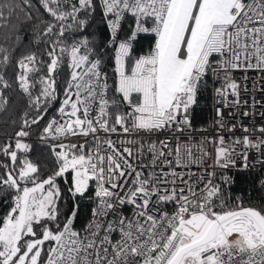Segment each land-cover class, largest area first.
Listing matches in <instances>:
<instances>
[{
    "label": "snow or ice",
    "instance_id": "obj_1",
    "mask_svg": "<svg viewBox=\"0 0 264 264\" xmlns=\"http://www.w3.org/2000/svg\"><path fill=\"white\" fill-rule=\"evenodd\" d=\"M37 3L40 16L50 18L41 20L44 56L21 55L11 83L0 73V109L8 103L4 91L15 84L35 110L13 142L0 144L6 194L0 202L7 208L0 217V264H264V208L245 206L239 197L230 202L224 187L233 182L225 172L237 159L249 167L251 150L264 165V124L241 125L244 134L231 145L223 135L206 138L214 150L197 145L199 156L179 136L175 147L167 136L152 139L191 129L190 109L210 78L218 85L215 123L235 131L225 109L248 101H241L233 71L264 73V0ZM32 8V0L19 7L0 0V21L6 11L31 21ZM98 10L107 31L104 50L87 36L66 43V33L83 32ZM142 34L150 44L138 52ZM10 62L0 47V65ZM50 109L57 116L42 126L41 139L51 141L53 164L44 171L28 158L26 138ZM205 158L211 163L194 183L176 170ZM84 199L95 206L78 230Z\"/></svg>",
    "mask_w": 264,
    "mask_h": 264
},
{
    "label": "trees",
    "instance_id": "obj_2",
    "mask_svg": "<svg viewBox=\"0 0 264 264\" xmlns=\"http://www.w3.org/2000/svg\"><path fill=\"white\" fill-rule=\"evenodd\" d=\"M5 2L9 5L15 4L18 7L21 6V0H5ZM32 4L33 8L31 12L34 18L31 21L26 20L19 12L17 15L9 18L7 11L5 12V20L0 21V47L8 50L12 60L6 67L0 65V73H5V79L9 80L10 83L14 79L15 60L29 52H36L38 56H44L48 47L46 43L48 37L40 36L39 33L43 27L41 20H49L50 18L46 15L40 16L38 12L40 5L37 3V0H32ZM85 18L84 14H81V19ZM128 23H131V21ZM125 27H127V24H125ZM66 35V43H71L83 36H87L96 43L97 51H103L106 47L107 31L99 10L87 17V27L83 32L77 29H70ZM149 44L150 41L141 36L136 49L138 52L146 51ZM105 62L107 63V57H105ZM106 70L110 71L111 69L108 67ZM65 71L67 70L65 69ZM33 94H36L35 91ZM4 95L8 103L0 109V144L13 142L14 134L19 130L23 119L27 118L30 120L35 115V110L30 107L28 96L22 93L15 84H13V87L6 89ZM211 100V80L208 79L197 96L196 104L190 109L192 126L199 128L206 125L209 121L212 114ZM55 113L54 109H50L45 120L41 121L40 125H33L30 129V135L26 138V142L32 146V151L28 153V158L34 163H40L44 171H48L52 167L53 158L51 157L49 148L39 144L35 138L42 130V126ZM145 160H147V157H145ZM224 187L230 202L239 197L245 206L264 208V189L259 184L257 174L237 172L233 176L232 184L225 185ZM5 199L6 194L0 190V201H4ZM79 205L76 227L82 228L90 216L93 202L84 199L79 201ZM6 210V204L0 202V217L4 215Z\"/></svg>",
    "mask_w": 264,
    "mask_h": 264
},
{
    "label": "built area",
    "instance_id": "obj_3",
    "mask_svg": "<svg viewBox=\"0 0 264 264\" xmlns=\"http://www.w3.org/2000/svg\"><path fill=\"white\" fill-rule=\"evenodd\" d=\"M127 29V27H125ZM143 36V34L141 35ZM107 43V42H106ZM233 79L237 80L241 84V101H248L247 104L241 103L239 106H236L232 109H225V118L226 123L230 124H236L237 127L235 131L229 132L227 130H219L218 126L216 125V114H215V108L217 107L216 100L214 99V88L218 85L213 83V79L211 80V110L212 114L209 119V121L206 123V125L196 128L192 126L189 131H185L184 133H160L157 135H154L152 139H164L166 136L168 137L170 143L173 147H175L176 140L174 137L179 136L180 143L181 144H188L192 146V151L194 153V156H199L200 152L197 145H201L203 143V148L207 150L208 152H213L215 145L204 142L206 138H215L219 135H223L225 137V144L231 145L233 140L236 137L242 136L244 133L242 131L241 125L249 126V125H262L264 124V83L261 82V78L264 77V73H260L258 71L249 70L245 72L243 69H238L233 71L232 73ZM245 77H248L245 79ZM245 88L247 89L245 91ZM196 104V103H195ZM194 104V105H195ZM193 105V106H194ZM232 111L235 113V119L228 120V112ZM248 111L252 113V115L248 117H244L242 115L243 112ZM57 116V113H55L52 117ZM50 117V119L52 118ZM191 118V115H190ZM49 119V120H50ZM42 130L40 133L36 136L35 140L43 145L49 148V144L51 141H44L41 139ZM103 135V134H101ZM255 135H259V133H255ZM120 139H123L124 137H119ZM145 139H147V135L144 136ZM69 140L72 142H76L77 138L69 137ZM82 139V138H81ZM113 139H117L115 135H113ZM67 142V140L65 141ZM239 151V149H238ZM258 153L255 150H251L249 152V160H248V168H243L241 165L243 164V161L240 159H237V167L230 168L225 172V175H228L231 177L233 181V176L237 172H248V173H254L257 174L259 177V184L264 189V185H261L260 180L264 179V176H261L260 174L264 172V165H261L257 162ZM211 163L210 158H205L204 161H202L200 164H189L186 168H177V172H183L185 174V178L191 177L190 182H195L196 177L205 175V169L209 167V164ZM217 172H220L221 170L219 168L215 169ZM151 171V169H149ZM232 184V183H231ZM230 184V185H231ZM228 186V185H227ZM94 203L92 205V208L94 207ZM91 208V210H92ZM167 211H171V206H169ZM125 215H131V210L129 208L125 209L124 212ZM91 217V212L88 220ZM87 220V222H88ZM87 224V223H86ZM83 228V227H82ZM82 228H78V230H82ZM118 239V237H115Z\"/></svg>",
    "mask_w": 264,
    "mask_h": 264
},
{
    "label": "rangeland",
    "instance_id": "obj_4",
    "mask_svg": "<svg viewBox=\"0 0 264 264\" xmlns=\"http://www.w3.org/2000/svg\"><path fill=\"white\" fill-rule=\"evenodd\" d=\"M49 119H50V118H49ZM49 119H48V120H49Z\"/></svg>",
    "mask_w": 264,
    "mask_h": 264
}]
</instances>
